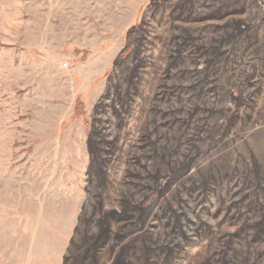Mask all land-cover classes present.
Returning a JSON list of instances; mask_svg holds the SVG:
<instances>
[{"label": "rangeland", "instance_id": "rangeland-1", "mask_svg": "<svg viewBox=\"0 0 264 264\" xmlns=\"http://www.w3.org/2000/svg\"><path fill=\"white\" fill-rule=\"evenodd\" d=\"M0 264H264V0H0Z\"/></svg>", "mask_w": 264, "mask_h": 264}, {"label": "trees", "instance_id": "trees-1", "mask_svg": "<svg viewBox=\"0 0 264 264\" xmlns=\"http://www.w3.org/2000/svg\"><path fill=\"white\" fill-rule=\"evenodd\" d=\"M131 48V46H129ZM129 47L126 48L125 50H123L120 55H124L125 53H127V51L129 50ZM122 58V57H120ZM82 108V104H80L78 102V104L76 105L74 111H73V117L74 118H79V117H83L84 115V111L81 109ZM184 170H179L176 171L173 176H172V181L179 178L181 176V174L183 173ZM159 194L157 191H153L149 196H147L140 204V208L144 209V210H148L149 206H152L156 203V200L158 199Z\"/></svg>", "mask_w": 264, "mask_h": 264}]
</instances>
